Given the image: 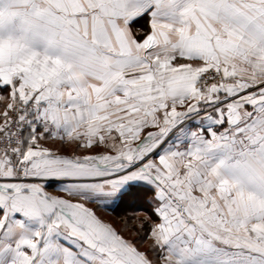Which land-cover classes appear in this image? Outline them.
I'll return each mask as SVG.
<instances>
[{
	"label": "snow or ice",
	"instance_id": "6c2138e0",
	"mask_svg": "<svg viewBox=\"0 0 264 264\" xmlns=\"http://www.w3.org/2000/svg\"><path fill=\"white\" fill-rule=\"evenodd\" d=\"M0 264H264V0H0Z\"/></svg>",
	"mask_w": 264,
	"mask_h": 264
},
{
	"label": "rangeland",
	"instance_id": "374dc122",
	"mask_svg": "<svg viewBox=\"0 0 264 264\" xmlns=\"http://www.w3.org/2000/svg\"><path fill=\"white\" fill-rule=\"evenodd\" d=\"M103 215L105 216L106 219H112V216L105 215V214H103Z\"/></svg>",
	"mask_w": 264,
	"mask_h": 264
},
{
	"label": "trees",
	"instance_id": "16d2710c",
	"mask_svg": "<svg viewBox=\"0 0 264 264\" xmlns=\"http://www.w3.org/2000/svg\"><path fill=\"white\" fill-rule=\"evenodd\" d=\"M105 215H109V216H111V214H109V213H104Z\"/></svg>",
	"mask_w": 264,
	"mask_h": 264
}]
</instances>
